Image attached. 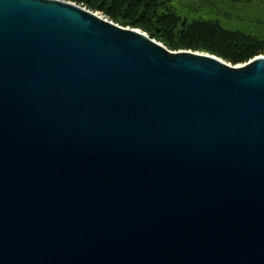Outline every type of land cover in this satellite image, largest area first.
Returning <instances> with one entry per match:
<instances>
[{
  "label": "water",
  "instance_id": "1",
  "mask_svg": "<svg viewBox=\"0 0 264 264\" xmlns=\"http://www.w3.org/2000/svg\"><path fill=\"white\" fill-rule=\"evenodd\" d=\"M0 264H264V53L0 0Z\"/></svg>",
  "mask_w": 264,
  "mask_h": 264
},
{
  "label": "trees",
  "instance_id": "2",
  "mask_svg": "<svg viewBox=\"0 0 264 264\" xmlns=\"http://www.w3.org/2000/svg\"><path fill=\"white\" fill-rule=\"evenodd\" d=\"M140 27L173 50L243 63L264 53V0H73Z\"/></svg>",
  "mask_w": 264,
  "mask_h": 264
},
{
  "label": "rangeland",
  "instance_id": "3",
  "mask_svg": "<svg viewBox=\"0 0 264 264\" xmlns=\"http://www.w3.org/2000/svg\"><path fill=\"white\" fill-rule=\"evenodd\" d=\"M101 13H103L102 11H100ZM103 14H105V13H103Z\"/></svg>",
  "mask_w": 264,
  "mask_h": 264
}]
</instances>
